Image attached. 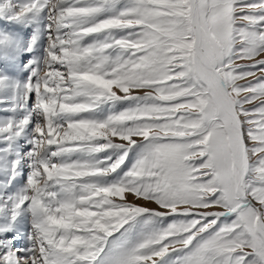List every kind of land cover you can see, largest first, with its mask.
Returning a JSON list of instances; mask_svg holds the SVG:
<instances>
[{
  "label": "snow or ice",
  "instance_id": "obj_1",
  "mask_svg": "<svg viewBox=\"0 0 264 264\" xmlns=\"http://www.w3.org/2000/svg\"><path fill=\"white\" fill-rule=\"evenodd\" d=\"M0 264H264V0H0Z\"/></svg>",
  "mask_w": 264,
  "mask_h": 264
}]
</instances>
